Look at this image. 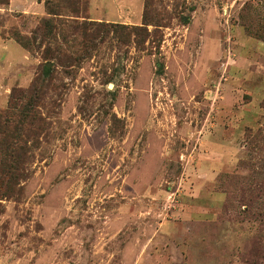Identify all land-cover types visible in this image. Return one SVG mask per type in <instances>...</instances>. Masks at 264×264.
I'll return each mask as SVG.
<instances>
[{
    "label": "rangeland",
    "instance_id": "obj_1",
    "mask_svg": "<svg viewBox=\"0 0 264 264\" xmlns=\"http://www.w3.org/2000/svg\"><path fill=\"white\" fill-rule=\"evenodd\" d=\"M0 40V264H264V0H0Z\"/></svg>",
    "mask_w": 264,
    "mask_h": 264
},
{
    "label": "trees",
    "instance_id": "obj_2",
    "mask_svg": "<svg viewBox=\"0 0 264 264\" xmlns=\"http://www.w3.org/2000/svg\"><path fill=\"white\" fill-rule=\"evenodd\" d=\"M46 7H47V15L49 16H60V14L56 13L52 8H50L48 6V4H46ZM13 38L16 40V42L23 48L26 49L27 47V44L24 43V39L19 37V35H13ZM50 72V69L48 68V66L44 68V74L45 75H48ZM11 122H14L16 124V126L18 127L19 126V121L18 119L14 118L9 115V113H6V112H0V126H3L4 128H7L9 126V124ZM15 126V125H14ZM15 126V127H16ZM5 132V131H3Z\"/></svg>",
    "mask_w": 264,
    "mask_h": 264
},
{
    "label": "crops",
    "instance_id": "obj_3",
    "mask_svg": "<svg viewBox=\"0 0 264 264\" xmlns=\"http://www.w3.org/2000/svg\"><path fill=\"white\" fill-rule=\"evenodd\" d=\"M11 43H13V42L10 40H6L4 42L0 40V46H1L0 51H2L4 49V52L7 53L6 55L8 57H9L8 54H12V56H13V53H12L13 49H12V46H10ZM10 58H13V57H10Z\"/></svg>",
    "mask_w": 264,
    "mask_h": 264
},
{
    "label": "water",
    "instance_id": "obj_4",
    "mask_svg": "<svg viewBox=\"0 0 264 264\" xmlns=\"http://www.w3.org/2000/svg\"><path fill=\"white\" fill-rule=\"evenodd\" d=\"M109 88H112V85H109Z\"/></svg>",
    "mask_w": 264,
    "mask_h": 264
}]
</instances>
